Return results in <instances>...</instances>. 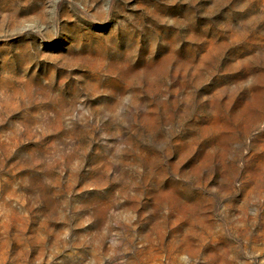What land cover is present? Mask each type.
I'll return each instance as SVG.
<instances>
[{"label": "clouds", "instance_id": "1", "mask_svg": "<svg viewBox=\"0 0 264 264\" xmlns=\"http://www.w3.org/2000/svg\"><path fill=\"white\" fill-rule=\"evenodd\" d=\"M227 2L231 3V8L226 14L225 27L240 39L264 42V0L255 3L254 0ZM95 3L96 0H0V11L16 12L29 4H37L40 8L37 27L0 33V40L5 41L0 48H7L9 54L18 43L25 42L13 40L9 44L8 40L23 35L26 38L24 50L32 53L28 58L29 63L35 59H46L62 67L64 65L58 63L59 57L37 54L42 47L39 41L54 40L59 36L70 49L78 48L81 54L107 56L111 61L120 62L115 72H110L108 65H102L93 68L91 74L85 72L72 76L74 83L69 87L53 90L56 115L51 116L50 120H42L38 112L27 110L30 104L39 103L32 90L27 88V82L0 77V84L23 89L5 98L14 103L11 106L4 103L0 109L3 112L0 122L7 121L12 112H20V118L9 122L16 134L41 130L45 134L47 131L62 132L63 143L70 145L62 156L76 161L74 172L83 167L85 157L91 153L93 158L101 161L95 168L103 174V186L119 184L115 196L104 192L86 196L88 201L95 202L110 199L112 204L109 208L90 210L77 223H72L76 219L73 214L65 212V223L69 225L65 234L72 228L94 224L98 217L107 216L103 228L109 232L111 239L107 243V252L99 257V264L106 261L108 264H138L140 249L135 229L144 216L154 215V227L159 229L160 236L153 237V240L163 252L166 264H264V255L261 254L264 245L261 252L249 248L254 228L259 227L264 234V158L252 162L253 155L264 153V141L259 144L252 142L253 132L264 129V110L249 113L243 118L232 117L226 112H214L213 115H219L224 123L225 135L221 143L206 154L195 173L178 174L167 165V160L173 150V137L184 131V121L196 106L195 89L188 87L187 81L177 82L170 71L173 67L171 63L163 67L157 65L152 51H140L134 58L135 63L133 58L123 56L125 41L130 44L135 39L145 37L165 42L167 37L158 33L156 25L174 22L159 18L150 8L133 3V0H101L93 10ZM64 4H67L69 14L60 13ZM138 7L141 9L139 15L135 12ZM241 13L251 18L243 19L238 15ZM197 14L209 16L212 11L194 9L187 20L175 24L176 28L188 29L195 23ZM183 38L178 32L176 39ZM155 47L153 42L152 48ZM33 48L36 49L35 53L32 52ZM253 61L264 69V47L253 57ZM113 75L115 79L108 78ZM50 84V80L44 81V85ZM257 84H264V72L247 74L233 91H252ZM170 96L172 100H169ZM180 106L184 108V115L178 117L176 108ZM69 111L73 112V116L71 122H66ZM199 115L207 113L201 111ZM52 150H58V145H50L45 150L47 154L40 159L28 155L20 166L34 168L44 165L51 158ZM56 158L59 160L61 157ZM217 174V182L208 186V181ZM170 177L171 186L167 194L155 197L154 204L149 205V200L153 199L151 194L160 192L162 182ZM54 183L45 180L44 186L51 187ZM241 192H246V195L237 204L235 197ZM59 194L57 188L53 195ZM196 196L199 197L196 207L186 208L184 202ZM124 201L134 203L125 208L122 216L111 210ZM141 202L148 206V211L138 219L136 211ZM237 208L239 211L235 210ZM74 211L79 212L80 209ZM193 214L202 216L207 222L209 241L215 242L218 237H224L229 247L215 257H209L202 252V243L189 244L180 233H173L168 243L163 242L162 237L168 230L166 221L171 216L179 215L180 219H186ZM112 227L115 231H111ZM23 239L30 243L29 238ZM103 241L104 232H98L95 239L90 241L95 252L100 253ZM85 242H89L87 238L75 244V247ZM69 256L72 259L68 264H96L95 260L84 261L75 257L74 252Z\"/></svg>", "mask_w": 264, "mask_h": 264}, {"label": "rangeland", "instance_id": "2", "mask_svg": "<svg viewBox=\"0 0 264 264\" xmlns=\"http://www.w3.org/2000/svg\"><path fill=\"white\" fill-rule=\"evenodd\" d=\"M100 2L101 0H96L93 10ZM255 2L257 0H254ZM133 3L150 8L161 19L174 22L156 25L158 33L167 37L165 42L158 38L153 40L145 37L135 39L130 44L125 41L123 56L133 58L135 63L134 58L140 51H152L157 65L163 67L171 63L173 67L170 71L177 82L187 81L188 87L195 89L196 106L184 121V131L173 137V150L167 160V165L178 174L195 173L206 154L220 144L225 135L223 120L219 115H213L214 112H226L232 117L243 118L249 113L264 110V84L255 85L252 91H233L235 86L245 80L247 74L264 72V69H260L253 61V57L264 47V42H256L250 38L240 39L225 27L226 14L231 8V3L227 0H195V3L193 0H133ZM213 5L216 7L213 8ZM194 9L201 12L211 10L212 14H197L192 26L188 29H177L175 24L187 20ZM39 11L37 4H29L16 12L0 11V33L37 27ZM140 11L139 7L135 9L137 15ZM60 13H70L67 4L61 6ZM238 15L243 19L251 18L243 13ZM178 32L185 38L177 40ZM13 40L25 43H18L11 54L7 48H0V77L27 82V88L32 90L39 100L37 104H30L27 110L38 112L42 120H50L51 116L56 115V101L52 99L53 90L69 87L74 83L72 76L85 72L91 74L93 68H100L102 65H108L109 71L115 72L120 63L109 60L107 56L81 54L78 48L70 49L59 36L54 40L39 41L42 47L37 54L59 57L58 63L64 66H57V63L46 59H35L29 63L28 58L32 53L24 50L26 38L16 35L7 43H13ZM153 42L156 45L154 49ZM4 44L5 41L0 40V45ZM32 52L35 53L36 49L33 48ZM108 78L116 77L113 75ZM46 80L51 81L50 86L44 85ZM22 91L20 88L12 89L7 84H0V109L5 102L9 106L14 103L11 99L6 101V97H12ZM172 99L170 96L169 100ZM201 111L207 115H199ZM176 112L178 117L183 116V106L177 107ZM2 115L3 112L0 111V117ZM66 116V122H71L73 112H67ZM20 117V112H12L7 121L0 122V264H68L72 259L69 254L73 252L75 257L84 261L95 260L96 264H99V257L107 252V243L111 239L109 232L103 228V224L107 223V216L98 217L94 224L72 228L66 235L69 225L65 223V212L73 214L76 219H73L72 223H77L90 210L109 208L112 204L110 199L95 202L88 201L86 196L99 192L115 196L119 184L103 186V174L95 168L101 161L99 158H93L91 153L85 157L83 167L74 172L76 161L67 160L62 156V152L70 147L63 143L62 132L47 131L45 134V131L41 130L16 134L9 122ZM261 141H264V129L255 130L252 142L259 144ZM53 144L58 145V150H52L51 158L44 165H36L34 168L20 166V162L28 155H34L37 159L43 158L47 154L45 150ZM95 147L93 145V149ZM57 156L61 158L58 160ZM261 158H264V153H256L252 156V162H258ZM217 178L218 174L213 175L212 180L208 181V186L215 184ZM45 180L55 183L51 187H45ZM170 180L171 177L165 179L161 191L151 194L153 199L149 200V205L154 204L155 197L167 194L171 186ZM57 188L60 194L53 195ZM245 195L246 192H241L235 197L237 204L243 201ZM198 201L199 197L196 196L184 204L186 208L192 209ZM133 203L124 201L122 205L111 210L119 212L122 216L125 208ZM77 208L80 209L79 212L74 211ZM235 210L239 211L238 208ZM146 211L148 206L141 202L136 211L137 218L143 216ZM155 225V216L149 215L144 216L135 229L140 249L137 255L138 264H166L163 252L153 240V237L160 236V231ZM166 225L168 230L162 237L164 243L170 241L173 233H180L189 244L202 243V252L209 257H215L229 247L224 237H218L215 242L209 241L208 225L202 216L193 214L186 219H180L179 215L171 216ZM111 231H115V228L112 227ZM98 232H104L100 253L94 251L90 242ZM253 233L249 248L251 251L261 252L264 234L259 227L254 228ZM25 237L29 238L30 243L25 242ZM74 237L78 239L74 241ZM85 238L89 242L75 247V244ZM261 254L264 255V252Z\"/></svg>", "mask_w": 264, "mask_h": 264}]
</instances>
